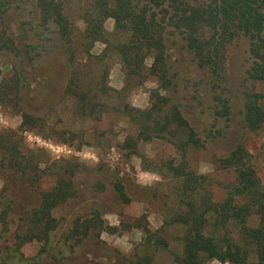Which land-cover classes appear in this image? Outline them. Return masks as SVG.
Returning <instances> with one entry per match:
<instances>
[{"label":"rangeland","instance_id":"obj_1","mask_svg":"<svg viewBox=\"0 0 264 264\" xmlns=\"http://www.w3.org/2000/svg\"><path fill=\"white\" fill-rule=\"evenodd\" d=\"M89 2L65 0V13L79 30L85 24L81 14ZM34 6L22 3L6 15L10 33L19 49L1 53L0 80L15 79L19 72L25 79L22 102L0 104V130H9L7 134H13L12 139L17 140L21 148L43 151L41 159L48 162L40 165L45 167L38 177L40 190L53 185L54 176L49 172L61 166L73 169L76 196L53 211L56 228L51 243L35 237L28 240L24 236L39 197L37 191L21 181L35 177L37 173L29 170L26 177L19 179L9 177L0 166V196L6 198L0 200V264H136L141 257H149L150 264H174V254L182 252L184 227L171 222L179 211L180 179L167 170V162L179 164L180 152L165 139H141L137 126L122 108L125 104L149 108L153 91L168 95L171 103L180 107L197 135L205 140V147H188L185 159L190 168L207 176L214 199L222 198L224 185L234 178L233 171L220 168L215 157L226 155L239 141L245 143L264 187V127L252 132L243 124L244 91L264 92V83L246 79L245 70L250 63L247 40L239 38L228 44L223 78L217 83L206 69L196 64L179 36H168L167 62L176 76L173 85L164 92L152 76L146 77L141 84L138 79H125L115 50L119 36L113 20L106 19L104 28L110 44L90 40L86 49L92 58L88 63L83 59V64L77 65L85 86L93 87L104 77V85L108 88L105 93L98 94L97 112L85 117L77 115L74 102L63 94L67 74L61 42L53 25H39L46 15ZM24 29L28 30L26 36ZM150 65L148 57L145 67ZM215 93L229 100L228 119L214 116ZM21 108L41 116L46 124L21 132L18 130ZM213 134L215 138H212ZM127 138L133 139L134 147H129ZM52 161L56 164L47 168ZM117 181L123 184L130 199L128 203L122 202L115 193L113 183ZM98 182H103L105 189L99 190ZM6 201L12 204L9 213L4 211ZM95 212L99 214L101 228L92 227L80 240L68 235L64 243L58 244V237L64 239L75 218L93 219ZM18 218L15 231L14 222ZM257 221L256 216L249 219L253 226ZM144 226L166 241L167 246L156 245L153 239L146 242L149 235L143 231ZM229 228L236 235L237 228L232 224ZM13 236H18L20 241L16 244L19 245L12 246ZM204 264H218V261L207 260Z\"/></svg>","mask_w":264,"mask_h":264},{"label":"trees","instance_id":"obj_2","mask_svg":"<svg viewBox=\"0 0 264 264\" xmlns=\"http://www.w3.org/2000/svg\"><path fill=\"white\" fill-rule=\"evenodd\" d=\"M22 3L35 4L37 10L44 12L46 17L42 19L44 22H39L40 26H54L65 55L67 81L63 94L72 99L77 115L86 117L97 112L100 105L98 94L108 90L104 77L93 87L85 86L78 66L83 64V59L88 63L92 58L86 49L90 40L110 44L109 34L104 28V22L109 18L113 20L114 30L119 36L115 50L126 80L138 79L141 84L146 77L152 76L164 92L168 91L176 76L167 62L166 38L171 35L179 36L184 41L196 64L206 69L217 83L223 78L228 44L245 38L250 58L245 70L246 79L253 83H264V0H90L81 14L85 20L81 30L66 15L65 0H0V56L3 51L19 49L10 33L6 15ZM23 31L26 36L28 30ZM148 57L151 65L145 67ZM24 79L25 76L19 72L15 79L0 80V104L22 102ZM151 95L153 101L149 108L140 109L125 104L122 112L137 126L141 139H165L180 152L179 164L167 162V170L180 179L179 211L171 222L184 227L182 252L174 254V264H204L213 259L221 264H264V187L251 163L245 143L239 141L226 155L215 157L216 164L232 170L234 178L224 185L222 198L214 199L207 176L190 168L185 159L188 147H205V140L197 135L180 107L171 103L168 95L155 91ZM20 112L18 130L21 132L46 124L44 118L25 108H21ZM213 114L217 119H228L230 114L229 100L218 93L213 95ZM243 124L252 132L264 127V92L244 91ZM8 132L6 129L0 130V166L9 177L19 179L26 177L29 170L37 173L36 178L21 181L29 189L37 191L39 197L27 227L28 235L24 237L28 240L32 237L45 239L51 243L56 228L53 211L76 196L75 173L71 168L55 167L49 172L54 176L53 185L40 190L38 177L45 169L40 165L48 162L41 159L43 151L25 146L21 148V144L12 139L13 134ZM211 136L215 138L214 134ZM126 140H129L130 148L135 146L136 143H131L132 138ZM55 164L52 161L47 168ZM97 188L103 190L105 184L98 182ZM113 189L122 202H129L121 182H114ZM2 198L6 200L4 195L0 196V200ZM4 207L5 213H9L11 201H6ZM98 215L95 212L93 219L75 218L64 239L58 237V244L64 243L68 235L80 240L87 236L92 227L101 228ZM252 216L258 218L254 226L249 223ZM18 223L19 218L14 222V229ZM231 224L237 228L236 235L229 228ZM143 231L149 235L146 242L153 239L154 244L167 246V242L157 237L156 233H150L147 226ZM12 238V246L20 241L17 240L18 236ZM142 261L150 264L149 257L138 258L136 264H142Z\"/></svg>","mask_w":264,"mask_h":264},{"label":"crops","instance_id":"obj_3","mask_svg":"<svg viewBox=\"0 0 264 264\" xmlns=\"http://www.w3.org/2000/svg\"><path fill=\"white\" fill-rule=\"evenodd\" d=\"M218 264H221L220 262H218Z\"/></svg>","mask_w":264,"mask_h":264}]
</instances>
